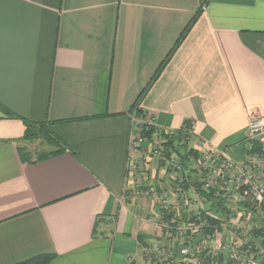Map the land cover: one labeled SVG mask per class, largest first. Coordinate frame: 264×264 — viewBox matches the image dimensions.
<instances>
[{
	"label": "crops",
	"instance_id": "obj_1",
	"mask_svg": "<svg viewBox=\"0 0 264 264\" xmlns=\"http://www.w3.org/2000/svg\"><path fill=\"white\" fill-rule=\"evenodd\" d=\"M253 112L264 0H0V264H157L160 208L129 180L134 116L243 158ZM24 120L65 151L25 158Z\"/></svg>",
	"mask_w": 264,
	"mask_h": 264
},
{
	"label": "built area",
	"instance_id": "obj_2",
	"mask_svg": "<svg viewBox=\"0 0 264 264\" xmlns=\"http://www.w3.org/2000/svg\"><path fill=\"white\" fill-rule=\"evenodd\" d=\"M134 120L129 180L137 196L160 208L161 241L148 250L156 255L157 264H208V259L211 264H261L264 115L250 114L243 158L204 139H194L190 123L165 130L151 120L135 116ZM145 124L156 128L151 137L143 134ZM170 144L179 152L168 153ZM203 217L218 221L207 237ZM171 239L180 244L178 255Z\"/></svg>",
	"mask_w": 264,
	"mask_h": 264
},
{
	"label": "trees",
	"instance_id": "obj_3",
	"mask_svg": "<svg viewBox=\"0 0 264 264\" xmlns=\"http://www.w3.org/2000/svg\"><path fill=\"white\" fill-rule=\"evenodd\" d=\"M187 30V29H186ZM185 36V32L181 35V37L178 39L176 45L174 46V48L170 51V53L168 54L167 58L162 62V64L160 65L158 72L163 68V66L166 64V62L169 60L170 55L172 54V52L175 50V48L177 47V45L179 44L180 40H182V38ZM156 72V75L157 73ZM139 99L134 103L133 108L134 109H138L137 113L139 116H143L142 110H139ZM140 113V114H139ZM25 134L23 139L24 140H36L39 139L41 142L46 143V145L49 147V149L47 148V150L37 154L38 157L35 159L40 160V159H46L49 157H53L56 156L58 154H61L65 151V144L63 142V140L58 137L54 132L51 131L50 129V122H32V121H25ZM54 123V122H53ZM189 123V122H187ZM156 128L154 126L145 124L144 125V129H143V134H145L148 137H151L154 132H155ZM167 149H168V153L172 152L173 150H175L176 152H179V149L175 148L174 146H172V144L167 145ZM25 150V151H23ZM29 148L26 146L25 148L22 149L23 152V156L25 158L27 153L29 152ZM171 154V153H170ZM168 154V155H170ZM26 161H30V160H26ZM205 220L203 222L204 224V234L207 236L211 235L213 233V229L212 227L215 225V222H218L217 220H214L213 218L210 217H203ZM259 232H264V228L259 230ZM201 256H207L205 252H201ZM55 257L54 254H38L35 255L33 257H30L28 259H25L23 261L17 262L15 264H49V262ZM206 263L211 264L210 260H206ZM184 264H191V263H184ZM261 264H264V261H262Z\"/></svg>",
	"mask_w": 264,
	"mask_h": 264
},
{
	"label": "rangeland",
	"instance_id": "obj_4",
	"mask_svg": "<svg viewBox=\"0 0 264 264\" xmlns=\"http://www.w3.org/2000/svg\"><path fill=\"white\" fill-rule=\"evenodd\" d=\"M25 144L28 146L29 149L34 150L35 152H39V153L45 151V148L47 149L46 143L41 142L39 139L25 140Z\"/></svg>",
	"mask_w": 264,
	"mask_h": 264
}]
</instances>
